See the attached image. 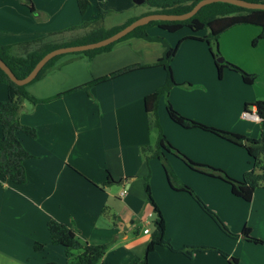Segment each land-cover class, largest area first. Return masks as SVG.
<instances>
[{
  "label": "crops",
  "instance_id": "0c3cea01",
  "mask_svg": "<svg viewBox=\"0 0 264 264\" xmlns=\"http://www.w3.org/2000/svg\"><path fill=\"white\" fill-rule=\"evenodd\" d=\"M146 5L134 0H90L83 15L77 0H0V45H9L14 54L24 55L43 43H70L89 28H113L150 13L152 8ZM100 9L105 11L102 17L97 16ZM85 20L87 25H83ZM246 24H236L239 27L232 26L219 36L223 59L256 74L249 84L235 73L238 91L229 105L209 104L191 93H205L217 78L208 43L185 40L184 34L158 25L147 30L151 36L178 44L172 61L175 84L159 100V119L168 139L194 161L223 169L236 179H242L253 165L246 148L202 128L180 126L169 117L167 103L206 124L258 137L259 116L254 109L251 115L244 111L247 102L264 99V52L250 53L255 51L251 46H264V38L253 43L261 27ZM165 49L160 40L130 36L92 56L63 53L27 88L39 98H50L130 64H153ZM227 70L232 72L224 68L222 78ZM166 80L164 66L148 65L95 85L91 94L76 90L33 106L24 104L19 119L36 127L37 136L18 132L32 154L25 162V182L15 184L0 174V264H65L64 246L50 239L48 221L52 218L73 228L84 241L106 244L97 264L140 260L153 230L136 229L135 219L149 225L151 217L154 227L157 217L145 192L147 177L153 181L151 193L165 218L166 238L176 249L212 245L236 257L237 264H264V242L254 243L241 235L247 226L254 236L264 239V186L255 189L251 200H245L233 194L224 179L192 169L180 157L167 154L179 180L193 188L231 231L239 234L233 237L191 194L167 185L161 172L163 159L148 160L143 155L142 146L154 144L159 133L157 128H149L145 97ZM7 97V83L0 81V100ZM109 176L115 182L102 185ZM105 208L116 218H109ZM36 242L43 247L36 249ZM230 256L218 250H194L189 255L157 245L149 253L148 264H234Z\"/></svg>",
  "mask_w": 264,
  "mask_h": 264
},
{
  "label": "trees",
  "instance_id": "16d2710c",
  "mask_svg": "<svg viewBox=\"0 0 264 264\" xmlns=\"http://www.w3.org/2000/svg\"><path fill=\"white\" fill-rule=\"evenodd\" d=\"M197 1L199 0H145L144 3L152 8L151 12L166 11L181 13L191 9L197 3ZM252 1L264 2V0ZM77 4L80 12L83 15L87 14L90 6V0H77ZM104 14L105 11L100 9L99 15L103 16ZM133 20L135 19L133 18L131 21ZM88 22V20H85L83 25H87ZM128 23L108 29L104 27L93 28L87 35H85V37L83 36L81 38L75 39V41L70 43H43L37 48L26 52L24 55L14 54L9 45H0V56L6 61V63L11 67L18 77H25L33 69L39 59L51 49L61 45L99 40L116 32ZM242 23L255 24L261 27V32L259 36L253 41V43H256L261 38H264V9L246 8L225 1H215L208 3L204 5L195 15L187 19L152 20L147 24L136 27L121 39H125L130 36H139L150 40L162 41L165 44L166 49L163 56H161L156 62L153 64H130L115 70L110 74L95 77L87 82L59 92L50 98H39L35 96L27 88V85L30 82L27 84H19L12 80L10 76L0 67V81L7 83L8 86V97L6 99L0 100V124L3 127V133L0 135V174L7 176L15 184L23 183L27 179L25 162L32 156V154L22 144L18 136V132H24L30 137H36L37 129L34 126L22 123L19 119V114L23 110L24 102L26 100L30 101L32 104H37L63 96L76 90H85L91 94V90L95 85L123 75L127 72L136 70L139 67H145L148 65L164 66L167 70V80L165 84L145 97L149 128H157L159 130L158 137L154 144H144L141 149L142 153L148 160L154 157L163 159L165 162L163 164L167 178L173 188L191 193L200 206L217 222L224 232L233 237L239 236L238 233L231 231L219 214L215 212L209 205H207V203L193 190V188L185 183L175 186L173 183L174 170L171 165H169L170 163L168 164L167 153H172L180 157L192 169L224 179L231 185L233 194L242 197L245 200H251L253 198L255 189L259 186H264V99L259 98L255 101L247 102L245 104L246 111H252L254 109L260 118L261 133L258 137L236 133L188 117L177 110L173 104L168 101L167 113L175 123L185 128L199 127L220 137L226 138L238 145L244 146L251 156L253 165L250 170L245 172L242 179H236L227 174L223 169L194 161L170 142L159 119V100L161 96L165 92H169L171 87L175 84L172 61L174 60L177 53L178 44L171 45L162 37L151 36L147 30L153 25H158L160 28L169 32H176L184 28H189L193 33L185 36L184 39L190 38L208 43L211 54L215 59L220 77L222 76L223 69L228 68L234 71H239L242 74L244 81L250 84L255 80V73H249L239 65L228 61L225 58L223 61L217 60V58L222 55L218 45L219 36L230 27ZM203 30L206 31L205 34H197ZM115 42L102 47L75 53H85L92 56L95 53L109 49ZM62 55L63 54H59L50 59L31 82L39 79L49 68L52 67L55 60ZM147 178L148 179L145 182L146 192L148 194L149 200L154 205L155 211L157 212V217L154 220V229L151 234V239L146 246L143 257L132 264H148L149 253L157 245H164L174 250L185 251L189 255H192L194 250H218L226 257L230 256L226 251L212 245H195L176 249L172 245L171 241L166 238L165 218L152 196L149 177ZM113 182H115V180L112 176H109L102 185H109ZM104 212L106 215H110L109 218H116L114 214H109L108 208H105ZM48 230L51 242L64 246L66 255L68 257V260L65 264H97L106 248V244H92L82 240L73 228L55 218H52L48 221ZM241 235H243L246 240L252 241L254 243L264 242V239L254 236L251 233V228L247 226L243 229ZM42 247L43 243H35L36 249H40ZM230 259L234 264H237L238 259L236 257L230 256ZM47 264L60 263L51 261Z\"/></svg>",
  "mask_w": 264,
  "mask_h": 264
},
{
  "label": "water",
  "instance_id": "95a60500",
  "mask_svg": "<svg viewBox=\"0 0 264 264\" xmlns=\"http://www.w3.org/2000/svg\"><path fill=\"white\" fill-rule=\"evenodd\" d=\"M135 2L142 3L145 0H134ZM215 1H225L229 3H233L236 5H240L246 8H260L264 9V2L262 1H252V0H199L197 3L189 10L181 13L176 12H166V11H153L142 15L135 20L131 21L121 29L117 30L116 32L101 38L96 41L84 42V43H75V44H67L61 45L56 48L51 49L47 53H45L39 61L35 64L33 69L25 76V77H18L11 67L6 63V61L0 56V67L10 76L12 80L19 84H27L31 82L39 73V71L46 65V63L52 59L54 56L63 54V53H72V52H79L85 51L88 49H94L98 47H102L113 43L129 32L134 30L136 27L140 25H144L149 23L152 20H183L192 17L195 15L204 5L215 2ZM219 61H223V57H219Z\"/></svg>",
  "mask_w": 264,
  "mask_h": 264
},
{
  "label": "rangeland",
  "instance_id": "374dc122",
  "mask_svg": "<svg viewBox=\"0 0 264 264\" xmlns=\"http://www.w3.org/2000/svg\"><path fill=\"white\" fill-rule=\"evenodd\" d=\"M144 7H147V8H149L148 7V5H146V6H144ZM100 11V10H99ZM99 11L97 12V16L98 17H102V16H100L99 15ZM86 15V14H85ZM105 17V16H104ZM103 17V18H104ZM111 18V17H110ZM234 27H239V26H234ZM246 27H258V26H255V25H250V24H246ZM104 28H106V29H108V28H110V27H104ZM258 28H260V27H258ZM90 29L91 28H89L88 30H86L84 33H82L81 35H79V36H77L78 38H81V37H85V35H87L89 32H90ZM92 30V29H91ZM203 31H205V30H203ZM203 31H201V32H198L197 34L199 35V34H202L203 33ZM193 32L189 29V28H184V29H182V30H180V31H178V34L179 35H183L182 36V38H184L185 36H187V35H189V34H192ZM185 34H187V35H185ZM77 38V39H78ZM186 40V39H185ZM205 42V41H204ZM255 51H251L250 53H257V52H259V50H262L263 52H264V46H262V47H259V48H257V47H253V46H251ZM227 48H229L228 46H227ZM219 57H223V55H221V56H219ZM219 57L217 58V60L219 59ZM214 61H215V59H214ZM226 69H228V68H226ZM235 73H237V74H239V75H242L239 71H234V70H232V72L231 71H229V70H227V73H226V75L224 76V78H220L219 77V74H218V71H217V73H216V75H217V78H214L215 79V81H214V83H212V84H210V87H211V89L210 90H208V91H206L205 93H200L199 91L197 92V91H194V92H191L192 93V95L193 96H196V95H200V98L202 99V100H204V101H206V102H208L209 104H212V103H218V104H220V105H229V104H232L233 103V100H234V95L236 94V92L238 91V87H237V85H236V82H235V80H234V77H235ZM242 80V79H241ZM212 82V81H211ZM242 83L243 84H245L244 82H243V80H242ZM217 86H219V89H215V87H217ZM217 92H219V94L217 93ZM24 104L26 105V106H33V104L30 102V101H25L24 102ZM24 109H25V107H24ZM23 109V110H24ZM167 154H169V153H167ZM170 154H172V153H170ZM173 155H175V154H173ZM157 158V157H156ZM161 163L163 164V163H165L164 162V160L163 161H161ZM168 164H169V162H168ZM169 165H171V164H169ZM172 167V166H171ZM164 168V164H163V167L161 166V172H162V177H163V179H165V181H166V183H167V185L169 186L170 185V182H169V180H168V178H167V174H166V172H165V169H163ZM206 174V173H205ZM161 176V175H160ZM156 178V177H155ZM148 178H146V180H147ZM180 178L177 176V174L174 172V181H173V183L175 184V186H178V185H180L181 183H183V182H181L180 180H179ZM150 180H151V177H149V183H150V185H151V183H153V181H151L150 182ZM156 183H158V180L156 179ZM172 186V185H171ZM152 191V190H151ZM145 192H146V189H145ZM187 192V191H186ZM184 193H185V191H184ZM189 193V192H188ZM189 194H191V193H189ZM192 195V194H191ZM152 196H153V194H152ZM193 196V195H192ZM110 215H108V217H109ZM148 216V215H147ZM150 217V216H149ZM150 220H151V223L148 225V223H146L145 224V222L142 224H140V221H139V218H136L135 219V223H136V225H135V227H136V229H141V228H145V227H149V228H151L152 230H153V221H152V218L150 217ZM141 226V227H140ZM142 231V230H141ZM142 233H143V231H142Z\"/></svg>",
  "mask_w": 264,
  "mask_h": 264
},
{
  "label": "built area",
  "instance_id": "2783aa9c",
  "mask_svg": "<svg viewBox=\"0 0 264 264\" xmlns=\"http://www.w3.org/2000/svg\"><path fill=\"white\" fill-rule=\"evenodd\" d=\"M244 113H245V115H251V114H250V111H246V110H245ZM255 113H256V112H255ZM126 192H127V190L125 189V190L123 191V194H125ZM144 220L146 221V220H147V217H145ZM147 223H148V222H147ZM144 231H145V232H148V231H150V228H147V227H146V228L144 229Z\"/></svg>",
  "mask_w": 264,
  "mask_h": 264
}]
</instances>
